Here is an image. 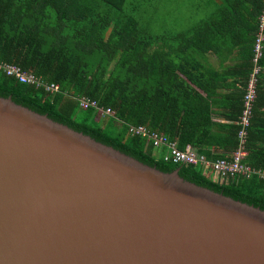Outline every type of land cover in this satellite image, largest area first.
Returning <instances> with one entry per match:
<instances>
[{
	"label": "trees",
	"instance_id": "1",
	"mask_svg": "<svg viewBox=\"0 0 264 264\" xmlns=\"http://www.w3.org/2000/svg\"><path fill=\"white\" fill-rule=\"evenodd\" d=\"M135 2V0H132ZM128 0H0V65H17L40 85L20 83L0 68V96L69 126L163 172L264 210V91L260 80L245 163L263 173L216 177L213 168L166 161L131 126L166 135L207 160H230L240 145L239 120L254 68L264 0H207L182 31L154 35L125 11ZM137 2L135 9L138 8ZM198 6V7H199ZM259 65L264 70V42ZM239 64L217 69L206 56ZM242 82L230 84V72ZM58 86L48 90L47 86ZM239 90L218 102L221 92ZM223 96V95H222ZM111 109L85 110L79 98ZM220 106V107H219ZM225 110L222 115L216 109ZM223 117L224 122L216 121Z\"/></svg>",
	"mask_w": 264,
	"mask_h": 264
},
{
	"label": "water",
	"instance_id": "2",
	"mask_svg": "<svg viewBox=\"0 0 264 264\" xmlns=\"http://www.w3.org/2000/svg\"><path fill=\"white\" fill-rule=\"evenodd\" d=\"M0 264H264V210L0 96Z\"/></svg>",
	"mask_w": 264,
	"mask_h": 264
},
{
	"label": "built area",
	"instance_id": "3",
	"mask_svg": "<svg viewBox=\"0 0 264 264\" xmlns=\"http://www.w3.org/2000/svg\"><path fill=\"white\" fill-rule=\"evenodd\" d=\"M262 42H264V13L260 18V31L259 39L256 45V56L254 58V68L251 72L249 82L246 89L244 98V109L241 114L239 125L241 129L239 132L240 145L238 149L233 153V157L230 160L222 159L216 162L207 160L204 156L199 155L196 150L188 146L185 150H181L176 142H172L166 135L161 133L150 132L145 126L133 127L130 131L133 134L147 137L153 145L159 149V153L163 155L166 161H172L175 164H186L202 166L206 169L213 168L215 170L216 177L242 176L250 178L255 174L263 173L252 168L245 163V159L248 155L246 150V138L247 131L251 125L253 116L254 104L258 96V88L260 83V77L262 74V67L258 64L262 56ZM0 68L4 69L8 76L14 77L20 83L29 85H40L42 82L32 73H28L17 65H0ZM48 90H58V86H47ZM80 106L85 109H95L99 111L103 116H113L114 112L111 109L100 108L97 101H94L88 97L79 98ZM264 175V173H263Z\"/></svg>",
	"mask_w": 264,
	"mask_h": 264
},
{
	"label": "rangeland",
	"instance_id": "4",
	"mask_svg": "<svg viewBox=\"0 0 264 264\" xmlns=\"http://www.w3.org/2000/svg\"><path fill=\"white\" fill-rule=\"evenodd\" d=\"M140 4L136 10L137 2ZM207 0H128L125 11L135 14L142 29L159 35L165 32L175 33L193 25L197 19L199 6ZM199 6V7H198Z\"/></svg>",
	"mask_w": 264,
	"mask_h": 264
},
{
	"label": "crops",
	"instance_id": "5",
	"mask_svg": "<svg viewBox=\"0 0 264 264\" xmlns=\"http://www.w3.org/2000/svg\"><path fill=\"white\" fill-rule=\"evenodd\" d=\"M232 58L226 61H222L221 59H219L216 55H212L209 54L206 56L205 62L207 65L213 66L217 69H223L224 67H232L235 66L237 64H239V59L236 57L231 56ZM242 73L238 72V71H234V72H230V77L228 78V82L230 84H236L238 85L239 81L242 82V77L241 76ZM260 80L263 82V87H264V70L263 73L261 74ZM239 90H230V91H223L221 92V97H219L218 102L220 103L221 106H227L228 104H225V101H229V105H231L232 103V99H227L228 97L231 96L233 94H237L239 95ZM223 95V96H222ZM261 103L264 104V91H262L261 93V99H260ZM220 107V106H219ZM216 111H218L217 113H219L220 115H222L224 113L225 110H220L219 108L216 109ZM216 121L223 123L224 122V118L223 117H217Z\"/></svg>",
	"mask_w": 264,
	"mask_h": 264
}]
</instances>
